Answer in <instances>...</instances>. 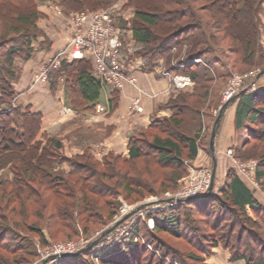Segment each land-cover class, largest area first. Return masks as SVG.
Segmentation results:
<instances>
[{
  "label": "trees",
  "instance_id": "16d2710c",
  "mask_svg": "<svg viewBox=\"0 0 264 264\" xmlns=\"http://www.w3.org/2000/svg\"><path fill=\"white\" fill-rule=\"evenodd\" d=\"M49 1L57 2L70 12L95 10L110 2L0 0V24H4L0 33V170L8 167L13 172L11 180L0 181V190L7 191V188H10L5 195L0 196V201L4 203L3 206L0 204V250L3 251L0 253V264H30L31 258L36 257V253L30 250L32 243L25 239L20 240V232L23 231L21 222L13 221V217L6 214L10 208L9 203L20 200L22 205L23 198L33 196L35 185L46 187L59 196H62L61 191L65 190L66 194L63 195L69 196L70 190L73 191L74 187L80 184L78 191L83 198L82 203L95 205L94 200L89 197L95 188L87 179H98L101 176L108 178L106 173H101L100 176L99 166L108 168L114 166L117 161L129 162L149 157L155 160V164L160 168L172 167L168 174L162 176L156 190L159 193L174 191L176 182L186 172L184 161L194 159L198 151V135L187 136L181 130V122L188 115L200 121V109L192 106L190 108L189 101L204 100L208 95L209 84L214 80L224 84L233 71V66L227 60V52L219 40L221 41L223 35L231 38L234 45L230 52L238 57L250 59L259 55L264 58L258 45V13L263 0H206L203 5L198 3L199 0H128L125 5L132 10L131 17L124 20L119 16L114 21L120 38L125 43L126 31H131L135 54L142 58L145 71H152L157 59H161L165 69L189 76L194 82L193 89L191 92L178 91L170 98L164 106L170 110L168 116L154 115L147 127L135 130L128 140L126 156L108 153L101 160H97L87 148L81 154L70 157L62 152L59 139L42 131V115L17 102L18 93L14 89L19 77L16 62L29 60L36 50L33 41L38 36L37 4ZM202 10H206L210 20L204 19V15L200 13ZM223 20L228 23L225 24ZM239 23L246 24V27H240ZM215 28L224 34L219 37L213 31ZM183 48L184 59L179 61L180 66L174 67L171 60L179 55ZM193 59H200V62H189ZM261 69H264V65ZM46 82L52 92L62 84L70 106L77 111H93L104 85L95 75L87 55L80 59L63 60L57 68L47 73ZM235 98L240 100L236 111V126L238 130L245 132V136L234 149V156L243 159L250 150L247 148L250 142L258 145L264 143V92L249 93L245 89ZM117 101L118 89L111 88L108 100L110 111L116 107ZM154 130L158 133L154 132L152 139L146 140V133ZM258 149L261 152L256 168L259 180L264 178V170L261 168H264V149ZM71 176H74L76 181L70 180L68 184L67 180ZM120 177L118 186L123 190V194L126 193V198L136 192V189L138 192L143 188L155 190L154 184L149 185L142 181L138 186L132 184L134 181L131 182L132 178L128 173H123ZM253 204L255 206L250 209V216L245 207ZM14 210L15 207L11 208L10 212L14 213ZM226 212L231 214V221L236 228L232 226L233 223L227 229L223 227L222 222L227 218ZM115 213L116 209L112 208L108 219L113 218ZM192 213L210 219L206 224L219 230V239L214 240L211 235L207 238L205 235H198L199 230L195 222L193 223ZM146 218L153 222L151 230L147 225L144 227L146 240L139 238L140 222L137 221L129 235L113 249L105 252L100 262L184 264L185 256L182 252L158 237V234L167 233L175 239H183L190 245L198 255L188 253V257L200 264H205V256L217 243L229 250L232 259L243 258L245 264H264V231L252 229L255 226L264 230V207L254 198L248 184L239 179L232 167L228 168L216 193L212 191L199 200L182 201L174 208L147 212ZM212 222L214 223L211 224ZM28 228L35 230L40 242L45 243L41 227L29 224ZM244 233L259 248L254 249L251 245L242 244ZM6 236L9 241H4ZM19 251L21 256L17 258L14 255ZM142 259L146 263H143ZM64 260L58 264H63Z\"/></svg>",
  "mask_w": 264,
  "mask_h": 264
},
{
  "label": "rangeland",
  "instance_id": "374dc122",
  "mask_svg": "<svg viewBox=\"0 0 264 264\" xmlns=\"http://www.w3.org/2000/svg\"><path fill=\"white\" fill-rule=\"evenodd\" d=\"M118 0H110V2L105 6H101L98 9L95 10H81V11H67L65 10L61 5L57 4V2H38L37 6V13L38 17L36 19V25H37V34L38 36L33 41L34 42V48H36L33 56L39 52L40 50L44 48H49L51 46V43L54 42L63 43L64 39L67 38L68 41L64 42L63 48L57 50L53 53V55L48 60L43 61L40 63L39 67H37V70L34 72L33 75V83L40 85V79L35 82L37 75L45 69L46 75L51 69H55L59 66V64L67 59L68 57L62 58L59 60L58 55L62 53L63 51H67L68 44L71 38V27L69 23L67 22V19L70 15L73 14H79L86 11H98L106 9L110 6L113 2ZM124 0H121V3H119V8L117 10V13L115 14V19L119 17V15L122 16V13L129 10L128 7H126V2L128 0H125V2L122 5V2ZM198 3L200 5H203L206 3V0H199ZM24 7V6H23ZM202 15H204V19L210 20V16H207L206 10L200 11ZM227 20V19H226ZM207 21V20H206ZM225 22V20H223ZM228 21L225 22L227 24ZM240 27H246V24L239 23ZM4 28V24H0V33L2 29ZM214 32L218 34V36H222L223 31H221L218 28L213 29ZM220 45L223 46V48L226 50L229 61V64L233 66V71L230 73L229 77L225 81L224 84H221L220 82L214 80L212 81L208 89V95L205 97L204 100L196 101L194 99H190V108L197 107L200 109L199 116L200 121L195 120L196 118L192 117V115H188L187 118H185L181 122V130L182 132L187 136H193L197 134V143L198 148L204 147L206 148L208 146V141L210 140V133H211V126L218 114V102H222L223 100V92L228 87L229 82L232 80V76L236 75L238 77L246 78L247 75L252 73L256 70H262L261 67L264 65V58H260L259 55H255L252 58H242L241 56H236L235 53L230 52V49L233 47V41L231 38L223 35L221 38V41L219 40ZM184 50L181 51L179 55H177L175 58L171 60V63L177 62L179 64V61H183L184 59ZM172 51L175 52V49ZM32 56V57H33ZM31 57V58H32ZM59 60V62H58ZM20 63L22 61H17L16 66L19 68V74H20ZM59 63V64H57ZM259 71V72H260ZM257 78L255 79V81ZM248 82L247 78L243 81V84H246ZM142 103V102H141ZM143 107V106H142ZM189 108V109H190ZM213 111V113H212ZM128 113V110H127ZM142 113V112H141ZM136 114L128 115L129 117H132ZM150 132V133H149ZM158 133V131H148L146 134V140L150 141L152 139L153 133ZM160 134V133H159ZM164 135V134H161ZM264 149V143L263 144H253V142H250L247 146V148L250 150L246 152L245 157L242 158H236L234 156V152L232 149H228L227 151H231V156L227 153L229 156L230 165L232 164V158L237 161H254L256 162V168H257V160L261 156L260 149ZM256 149V150H255ZM92 156L97 159L101 160V158L107 154H102L100 152V149L98 146H94L92 149H90ZM262 151V150H261ZM184 155L186 151L184 150ZM112 153V152H110ZM116 154V153H113ZM121 156H126L122 154H116ZM212 156V155H211ZM71 157V156H70ZM195 159V158H194ZM194 159L192 160H185V169L186 172L184 176L179 179L176 182V187L174 191H167L165 193H159L156 189L159 187V182L162 179V176L164 174H168L172 167L168 168H160L155 164V160L152 158H140L135 159L129 162H123V161H117L114 166H110L108 168L100 167V176L101 173H106L108 178H104L103 176L99 177L98 179L92 177L88 178L87 181L91 183L95 188V190L91 191L89 197H91L94 202V204L84 205L82 203V196L79 194V185L77 184L73 191L70 190V195H63L66 194V191L62 190L61 194L62 196L56 195L53 193L52 190L46 189V187H38L34 186L33 189H35V193L33 196H29L27 199L23 198L22 205H20V200H14L10 204V208L6 211V214H9L11 217H13V221H20L21 227L23 229L22 232H20V235L22 239H25V241H30L33 245V247L30 248L31 251H34L36 253L35 258H31L32 261L30 264H33L39 257L41 256V253L48 249L50 246L54 244H66V243H74L78 242L82 239H91L95 236L96 233H99L101 230L105 229L106 227L110 226L115 220H117L124 209H128V212L133 209L134 207L141 205L146 202H151L155 199L161 200L163 198H166L169 195H173L177 193L185 184L188 179V177L191 175V172L193 170H201V169H212V163L209 161V158L206 157V160L203 162H200L198 164H195ZM66 168V166H64ZM261 168L264 170V168L261 166ZM67 169V168H66ZM108 169V170H106ZM104 170L106 172H104ZM123 173H128V175L132 178L131 182L134 181V185H139L142 182H146L149 185L154 184V191H149V189L139 190L136 189V192L132 193L131 195H127V198L125 197V194H123V190L119 188V184L121 182L120 176ZM237 173V172H236ZM256 172H254V175ZM216 175V181L214 183V189L213 192L216 193L218 189L220 188L222 179L219 178V174L215 172ZM240 176L244 181L248 184V186L252 189V191L256 193H264V178L263 179H257L256 175V181H257V188L253 187L252 184L240 173ZM13 177V172L8 167L0 170V181L6 179L11 180ZM76 181L74 176L69 177V180H67L68 184L69 181ZM164 180V178H163ZM189 180V179H188ZM154 182V183H153ZM151 187V186H150ZM97 189V190H96ZM7 191H10V188H7ZM6 190H0V196L5 195L7 192ZM151 192V193H150ZM5 193V194H4ZM128 194V193H127ZM2 197V196H1ZM24 197V196H23ZM65 202V203H64ZM115 203H117L115 205ZM0 204L3 206L4 203L0 201ZM117 206V207H115ZM5 207V206H4ZM15 207L14 213L10 212V209ZM115 208L116 213L113 218L108 219V214L111 212V209ZM108 209H110L108 211ZM161 210V209H167L165 207L157 206L155 210ZM22 212H21V211ZM154 211L152 209H141L136 214L133 215V217H129L125 221H123L119 228L117 229V232H114L112 235L119 236L120 233L123 230H127L130 232L131 229L134 227V224L139 221V229H140V236L139 238H144V227L145 225L148 226L146 218V213ZM23 213L21 215V213ZM225 215H227L226 220L222 222L223 227L226 229L228 226H231V223H233L231 220V214L226 212ZM192 216L194 219L193 223L195 224L196 228L199 230L198 235H205V238L209 237L210 235L213 237L212 239L218 240L220 233L219 230L212 229L211 226H207L208 219L205 216H202L201 214L192 213ZM26 221V222H25ZM212 222L211 224H213ZM31 224L32 226L41 227L42 233L44 235L45 243L42 244L39 239V235L36 234L35 230H32L31 228H28V225ZM234 226V223L232 224ZM149 228V227H148ZM234 228H236L234 226ZM253 226L254 231H264L262 228H256ZM150 229V228H149ZM152 229V228H151ZM150 229V230H151ZM238 236V232L235 229L234 230ZM225 232V230H223ZM158 237L162 238L163 240L167 241L169 244L173 245L174 247L178 248L183 256H185L184 261L187 264H200L198 261L191 260L188 257V253L190 255L196 256L198 255L195 250L188 245L183 239H175L171 235H168L167 233L158 234ZM119 241L112 245L110 248H108L105 252L113 249L116 245L121 243L124 239L123 236H120ZM242 244L244 245H251L254 249L259 248L253 241L250 240L249 236L244 233L242 234ZM4 241H9L8 237L6 236L4 238ZM248 248V247H247ZM0 253H3V251L0 250ZM104 253L98 252L95 248L91 249L88 248L83 254L80 256L73 258V259H65L62 261L63 264H102L100 262V259L103 257ZM15 257H20L21 252H16L14 255ZM96 256H98V259L95 260ZM145 259V258H143ZM142 259V260H143ZM147 260V259H146ZM184 262V264H186ZM143 263H146L145 260H143ZM178 263V259H177Z\"/></svg>",
  "mask_w": 264,
  "mask_h": 264
},
{
  "label": "crops",
  "instance_id": "0c3cea01",
  "mask_svg": "<svg viewBox=\"0 0 264 264\" xmlns=\"http://www.w3.org/2000/svg\"><path fill=\"white\" fill-rule=\"evenodd\" d=\"M131 11L129 8L128 11L122 13V16H119L128 20L132 15ZM258 26V45L264 55V0L260 4ZM131 37V31L127 30L126 41H132ZM59 41L51 43L49 48L40 50L29 60L20 63V74L14 84V89L18 93L17 102L20 105L28 106L32 112L42 115V131L59 139L62 143V152L67 156L81 154L85 149H92L94 146H98L102 154L112 152L127 155V143L134 131L138 128L147 127L154 115L158 117L168 116L170 110L164 106L170 98L174 97L178 91L191 92L193 89L194 82L189 76L165 69L162 60L157 59V64L152 71L147 72L142 68L135 73L137 85L150 95L141 96L142 113L132 117L127 115L131 98L138 95L137 90L129 84H124L122 88L118 89L117 105L112 111L109 110L108 103L111 88L106 85H102L99 102L93 111H77L70 106L62 84H59L56 90L52 92L48 82L40 83V85L33 83L34 72L40 63L48 60L47 58L51 57L56 49L63 48L64 42H67L68 39L65 38L63 43H59ZM163 70L171 71L174 75L189 77L191 82L186 87H177L170 79L161 74ZM256 78L255 89H247L249 93L264 92V73ZM239 104L240 100L235 98L228 105L215 135L216 173L220 175L219 178L222 181L228 168L231 167L227 150L232 149L234 152L239 141L245 136V132H241L236 126V111ZM217 105L219 109L222 102H218ZM96 106H102L104 111L97 112ZM206 157L212 163L209 143L206 148H198L194 159L195 164L205 161ZM238 176L239 179L244 180L239 174ZM252 194L264 207V193L252 191ZM254 206L255 204L245 207L250 216V209ZM203 262L205 264H245L243 258L232 259L229 250L220 243L211 248Z\"/></svg>",
  "mask_w": 264,
  "mask_h": 264
},
{
  "label": "built area",
  "instance_id": "2783aa9c",
  "mask_svg": "<svg viewBox=\"0 0 264 264\" xmlns=\"http://www.w3.org/2000/svg\"><path fill=\"white\" fill-rule=\"evenodd\" d=\"M125 2V0L122 2ZM121 0L115 1L109 7L98 11H86L70 15L67 19L71 27V38L67 51H63L58 55L59 60L65 57L71 59H80L83 56H89L95 75L104 85L120 89L124 84L133 86L138 95L131 98L128 105L127 115L138 114L143 111L141 96H150L137 85L135 78L136 71L143 68L142 58L135 54L134 43L132 41L125 43L120 38L118 29L114 25L115 14L119 8ZM58 60V62H59ZM192 63L200 62V59L189 60ZM59 64V63H57ZM174 67L180 66L176 61L172 63ZM260 70L253 71L246 76L248 82L243 84L246 79L232 76L228 87L223 92L222 104L237 95L245 89H255V79ZM161 74L171 80L177 87H186L190 84L189 77L174 75L171 71L163 70ZM40 79V83H46L47 75L45 69L37 75L35 82ZM220 108V107H219ZM97 112H103L102 106H96ZM231 156V151H227ZM231 167L240 175V173L257 188L258 184L254 172H256V162L254 161H237L232 158ZM211 169L193 170L188 177L186 184L175 194L169 195L161 200H153L145 209L155 210L157 206L165 208H174L186 198L205 195L210 184ZM214 189V186H213ZM212 189V191H213ZM128 212L124 209L121 215ZM148 227L151 229L153 222L151 219L147 221ZM117 226L110 233L102 236L91 249L95 248L98 252L104 253L112 245L119 241V237L124 238L129 235V231L123 230L119 236L112 235L117 232ZM102 231V230H101ZM101 231L96 233L91 239H82L74 243L54 244L41 253L39 259L33 264H58L64 258V255L76 258L83 254L91 242L100 236ZM98 259L96 256L95 260Z\"/></svg>",
  "mask_w": 264,
  "mask_h": 264
},
{
  "label": "water",
  "instance_id": "95a60500",
  "mask_svg": "<svg viewBox=\"0 0 264 264\" xmlns=\"http://www.w3.org/2000/svg\"><path fill=\"white\" fill-rule=\"evenodd\" d=\"M264 73V69H262L258 75L256 77H259L261 74ZM236 95L231 97L230 99H228L227 101H225L219 108L218 110V114L213 122V125H212V129H211V133H210V141H209V146H210V152H211V155H212V169H211V177H210V184H209V188L206 192L205 195H202V196H196V197H190V198H186L184 199L183 201H186V200H191V199H194V200H199V199H202L204 196H207L209 194H211L212 192V189H213V186H214V183H215V172H216V158H215V155H214V140H215V135H216V132L218 130V127H219V123H220V120L222 118V115L225 111V109L228 107V105L235 99ZM151 204V202H146V203H143L141 205H138L136 207H134L133 209H131L129 212L121 215L117 220H115L110 226L106 227L105 229H103L101 231V234L99 237H97L96 239H94L91 244L88 246V248L90 247H93L95 245V243L104 235L110 233L111 231H113L117 226H119L123 221H125L126 219H128L129 217H131L132 215H134L136 212H138L139 210L141 209H145L146 207H148L149 205ZM64 258H72V256H67V255H64L63 256Z\"/></svg>",
  "mask_w": 264,
  "mask_h": 264
},
{
  "label": "bare ground",
  "instance_id": "6f19581e",
  "mask_svg": "<svg viewBox=\"0 0 264 264\" xmlns=\"http://www.w3.org/2000/svg\"><path fill=\"white\" fill-rule=\"evenodd\" d=\"M105 88V87H104Z\"/></svg>",
  "mask_w": 264,
  "mask_h": 264
}]
</instances>
